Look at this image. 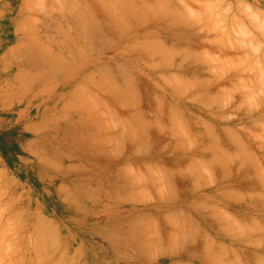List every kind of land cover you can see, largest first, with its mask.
<instances>
[{"label":"rangeland","instance_id":"rangeland-1","mask_svg":"<svg viewBox=\"0 0 264 264\" xmlns=\"http://www.w3.org/2000/svg\"><path fill=\"white\" fill-rule=\"evenodd\" d=\"M0 264H264V0H0Z\"/></svg>","mask_w":264,"mask_h":264}]
</instances>
